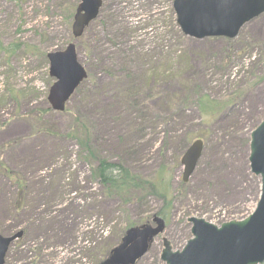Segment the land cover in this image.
Masks as SVG:
<instances>
[{"label":"rangeland","instance_id":"obj_1","mask_svg":"<svg viewBox=\"0 0 264 264\" xmlns=\"http://www.w3.org/2000/svg\"><path fill=\"white\" fill-rule=\"evenodd\" d=\"M173 1L101 0L97 19L74 40L79 0H0V234L23 232L4 264H101L128 225L150 223L162 207L154 198L125 205L103 196L94 161L70 137L76 118L102 158L148 178L160 166L170 174L171 218L136 264H163L162 238L180 251L190 239L187 218L219 226L255 209L244 145L264 119V83L251 78H264V14L233 40H194L179 32ZM68 44L87 79L56 113L46 56ZM129 88L134 108L123 98ZM200 96L234 101L231 113L202 125ZM196 139L202 157L180 189L176 160Z\"/></svg>","mask_w":264,"mask_h":264},{"label":"water","instance_id":"obj_2","mask_svg":"<svg viewBox=\"0 0 264 264\" xmlns=\"http://www.w3.org/2000/svg\"><path fill=\"white\" fill-rule=\"evenodd\" d=\"M73 16L71 34L79 38L93 22L101 8L100 0H79ZM175 23L188 38L234 39L239 30L264 14V0H174ZM48 74L55 82L49 89L47 102L54 112H63L74 91L86 79L77 61L74 46L49 53ZM248 164L250 173L259 179L260 196L254 212L242 221H230L219 227L202 219L189 218L191 238L181 251H173L162 239L160 261L163 264H263L264 263V120L249 135ZM202 142L194 141L181 157V181L187 183L201 156ZM152 225L128 229L120 243L102 264H135L149 250L154 239L164 231V222L153 216ZM23 233L11 237L0 235V264L9 246Z\"/></svg>","mask_w":264,"mask_h":264},{"label":"trees","instance_id":"obj_3","mask_svg":"<svg viewBox=\"0 0 264 264\" xmlns=\"http://www.w3.org/2000/svg\"><path fill=\"white\" fill-rule=\"evenodd\" d=\"M242 49L243 52L245 51V49L241 47L239 51L240 53ZM229 54V51L224 52V58H222V63H225L226 67L231 59ZM255 71V68H252L251 74L253 75ZM154 75L153 72L151 74H146L145 80L147 84H149L150 79L154 78ZM251 78L256 80L257 84L264 83V78H261L260 75L255 77L251 76ZM84 82L77 88V90L84 85ZM134 97L135 92L132 89L129 88L124 91L123 98L126 100L125 103L133 108L136 105ZM233 103L234 101L229 100L223 103H217L211 100L208 96H200L196 101V106L200 114L202 125L207 126L210 121L227 116V114L231 113L229 109L232 107ZM75 121L78 123L79 130L78 132H73L75 135L70 137L75 140L80 153L87 156L92 162L94 161L95 166L92 170V174L94 179L100 184L103 190V196L106 199L117 200V202H122L125 205L134 204L135 202L145 203L149 198H154L160 203V205H162V207L154 212V215L164 220L166 224L171 218L172 207L177 200L170 189L171 179L168 170L165 167L160 166L154 176L148 178L134 172L130 167L124 165L120 161L112 162L111 159L102 158L96 151H94V148L91 147L90 130L86 128L84 124H80L78 118H76ZM256 126L257 125H255L254 128ZM191 140L192 136H186L185 144ZM120 141L122 142V139H119V142ZM248 143L249 140L247 139L246 144L244 145L246 148ZM131 150L132 149H128L126 153H124V156L126 157L130 154ZM176 163L179 164L178 160H176ZM247 173L256 195L257 202L259 196V182L249 172ZM184 186L185 185L181 182L179 183L180 189H183ZM151 217L146 219L149 221L151 220ZM134 226L138 225H128L125 230Z\"/></svg>","mask_w":264,"mask_h":264}]
</instances>
